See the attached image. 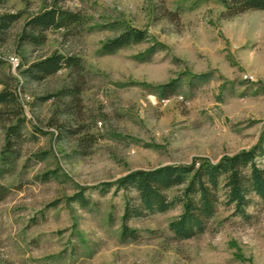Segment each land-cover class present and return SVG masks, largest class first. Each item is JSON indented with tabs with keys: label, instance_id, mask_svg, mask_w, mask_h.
I'll return each instance as SVG.
<instances>
[{
	"label": "rangeland",
	"instance_id": "obj_1",
	"mask_svg": "<svg viewBox=\"0 0 264 264\" xmlns=\"http://www.w3.org/2000/svg\"><path fill=\"white\" fill-rule=\"evenodd\" d=\"M50 2L0 5V16L20 14L0 37V93L16 100L0 106V161L8 128L22 122L0 176L8 190L0 264H264V205L256 197L249 219L220 207L189 240L169 228L181 207L132 219L133 240L122 237L124 194L101 195L102 184L137 170L215 164L263 142L264 11L228 17L218 0H65L85 23L22 44L26 21ZM129 29L145 39L103 51ZM54 53L81 68L24 79L26 66ZM173 84L176 93L162 97ZM72 90L76 98L60 95Z\"/></svg>",
	"mask_w": 264,
	"mask_h": 264
},
{
	"label": "trees",
	"instance_id": "obj_2",
	"mask_svg": "<svg viewBox=\"0 0 264 264\" xmlns=\"http://www.w3.org/2000/svg\"><path fill=\"white\" fill-rule=\"evenodd\" d=\"M6 0H0V5ZM65 0H51L40 12L32 15L25 23L21 43L38 46L46 41L49 31L71 32L82 26L85 18L79 12L66 9L61 3ZM225 8L226 16L233 17L248 11H264V0H218ZM20 14L0 16V37L18 21ZM146 34L129 29L107 42L103 51L114 53L130 44L142 42ZM2 40V38H0ZM79 70L80 62L73 57L54 53L38 62L32 63L22 72L29 82H42L63 69ZM177 86L170 85L161 89L160 95L167 97L176 93ZM75 90L62 92L64 97H77ZM51 96L43 98V101ZM16 100L7 92L0 93V106L8 107ZM22 122L18 121L8 128L5 155L0 161V176L6 171L5 163L14 157L13 146L22 138ZM65 131L69 129L64 128ZM62 131V130H60ZM264 140L254 149L242 151L231 157H225L218 163L207 160L190 165H171L154 170H137L113 183L101 186V195L115 189L125 196L123 214V239H136V231L127 227L128 221L159 213H166L181 207V214L174 219L169 228L178 240H189L204 234L209 223L215 218L218 209H232L233 214L247 220L251 216L248 209L254 204V197L264 205ZM8 190L0 186V201ZM174 193V194H173ZM173 194V197H170ZM76 199L84 202L82 195Z\"/></svg>",
	"mask_w": 264,
	"mask_h": 264
},
{
	"label": "built area",
	"instance_id": "obj_3",
	"mask_svg": "<svg viewBox=\"0 0 264 264\" xmlns=\"http://www.w3.org/2000/svg\"><path fill=\"white\" fill-rule=\"evenodd\" d=\"M12 64L16 65V61H14L13 59L10 60Z\"/></svg>",
	"mask_w": 264,
	"mask_h": 264
},
{
	"label": "bare ground",
	"instance_id": "obj_4",
	"mask_svg": "<svg viewBox=\"0 0 264 264\" xmlns=\"http://www.w3.org/2000/svg\"><path fill=\"white\" fill-rule=\"evenodd\" d=\"M15 61V59H13ZM18 64V63H17Z\"/></svg>",
	"mask_w": 264,
	"mask_h": 264
}]
</instances>
